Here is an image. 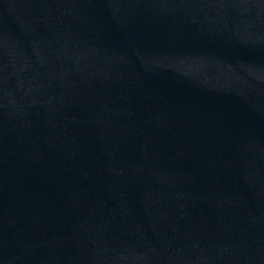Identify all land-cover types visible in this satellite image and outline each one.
I'll return each mask as SVG.
<instances>
[{
    "label": "water",
    "instance_id": "1",
    "mask_svg": "<svg viewBox=\"0 0 264 264\" xmlns=\"http://www.w3.org/2000/svg\"><path fill=\"white\" fill-rule=\"evenodd\" d=\"M0 264H264V0H0Z\"/></svg>",
    "mask_w": 264,
    "mask_h": 264
}]
</instances>
